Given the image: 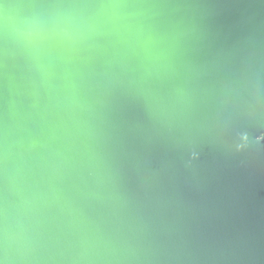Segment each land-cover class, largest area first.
Listing matches in <instances>:
<instances>
[{"label":"water","instance_id":"1","mask_svg":"<svg viewBox=\"0 0 264 264\" xmlns=\"http://www.w3.org/2000/svg\"><path fill=\"white\" fill-rule=\"evenodd\" d=\"M0 264H264V0H0Z\"/></svg>","mask_w":264,"mask_h":264}]
</instances>
